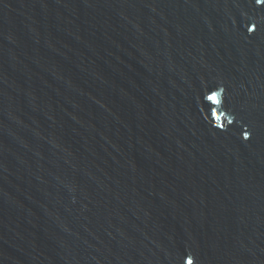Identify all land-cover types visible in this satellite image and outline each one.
Segmentation results:
<instances>
[{"label": "water", "instance_id": "1", "mask_svg": "<svg viewBox=\"0 0 264 264\" xmlns=\"http://www.w3.org/2000/svg\"><path fill=\"white\" fill-rule=\"evenodd\" d=\"M189 260L264 264V4L0 0V264Z\"/></svg>", "mask_w": 264, "mask_h": 264}, {"label": "snow or ice", "instance_id": "2", "mask_svg": "<svg viewBox=\"0 0 264 264\" xmlns=\"http://www.w3.org/2000/svg\"><path fill=\"white\" fill-rule=\"evenodd\" d=\"M256 3H257V4H264V0H256ZM210 99H216V97L213 96V97H210ZM246 138H247V137H246ZM187 264H194V262H193L192 260H189V261L187 262Z\"/></svg>", "mask_w": 264, "mask_h": 264}]
</instances>
